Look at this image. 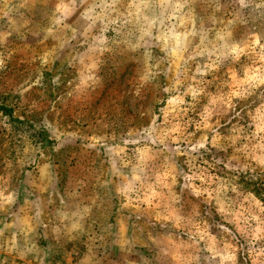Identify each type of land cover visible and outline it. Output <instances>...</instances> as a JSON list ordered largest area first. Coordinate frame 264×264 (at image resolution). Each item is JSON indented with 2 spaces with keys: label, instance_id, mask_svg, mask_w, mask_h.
I'll return each instance as SVG.
<instances>
[{
  "label": "rangeland",
  "instance_id": "obj_1",
  "mask_svg": "<svg viewBox=\"0 0 264 264\" xmlns=\"http://www.w3.org/2000/svg\"><path fill=\"white\" fill-rule=\"evenodd\" d=\"M264 0H0V264H264Z\"/></svg>",
  "mask_w": 264,
  "mask_h": 264
},
{
  "label": "trees",
  "instance_id": "obj_2",
  "mask_svg": "<svg viewBox=\"0 0 264 264\" xmlns=\"http://www.w3.org/2000/svg\"><path fill=\"white\" fill-rule=\"evenodd\" d=\"M242 186L249 190H252L257 196H260L264 203V184H258L256 182H251L249 180L242 179Z\"/></svg>",
  "mask_w": 264,
  "mask_h": 264
}]
</instances>
